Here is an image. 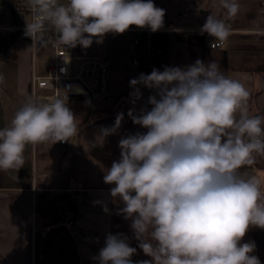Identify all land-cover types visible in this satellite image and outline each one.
<instances>
[{
  "label": "clouds",
  "instance_id": "9594fccd",
  "mask_svg": "<svg viewBox=\"0 0 264 264\" xmlns=\"http://www.w3.org/2000/svg\"><path fill=\"white\" fill-rule=\"evenodd\" d=\"M31 14L25 35L34 48H88L95 38L122 34L130 26L152 32L164 25L165 10L153 0H24ZM234 18L238 0H219ZM200 33L222 44L230 25L208 15ZM69 61V57L65 62ZM0 74V83L4 82ZM132 103L140 86L155 92L151 109H130L133 123L147 129L119 141L120 158L103 179L124 205L138 247L150 260L134 262L137 249L123 233L107 234L97 264H261L254 242L241 243L249 226L264 229V182L245 166L264 156V116L250 115V92L215 61L197 59L184 68L165 67L130 80ZM51 87V85H50ZM124 119L101 127L97 143ZM77 118L66 92L29 98L0 128V171L19 170L28 145L66 142L77 134Z\"/></svg>",
  "mask_w": 264,
  "mask_h": 264
},
{
  "label": "crops",
  "instance_id": "0c3cea01",
  "mask_svg": "<svg viewBox=\"0 0 264 264\" xmlns=\"http://www.w3.org/2000/svg\"><path fill=\"white\" fill-rule=\"evenodd\" d=\"M165 10L164 25L142 35L136 47L139 56L165 67L184 68L197 59L215 61L229 77L240 80L250 92V115L264 116V0H238L240 10L227 16L219 0H153ZM230 22L232 30L220 48L200 29L208 15ZM0 16V27L7 26ZM9 32L0 29V47ZM75 56L86 51L109 62V91L101 99L75 97L68 107L77 118V134L65 144L56 142L28 145L25 164L17 170L0 171V264H97L95 257L107 234L123 233L137 249L134 262L150 260L138 247L131 221L119 214L124 205L110 194L114 185L104 182L113 161L119 160V141L147 129L133 123L136 113L151 109L148 98L155 92L140 86L141 98L132 103L130 80L142 70L130 58L135 47L130 33L105 34L102 43L88 48H72ZM51 48L32 53L28 40H15L9 52L0 55V128L10 123L14 113L32 98V79L45 72ZM150 74V73H149ZM33 99V98H32ZM124 114L120 128L97 143L101 127L115 124ZM264 182V156L241 169ZM254 242L252 255L264 264V229L249 226L241 243Z\"/></svg>",
  "mask_w": 264,
  "mask_h": 264
},
{
  "label": "built area",
  "instance_id": "2783aa9c",
  "mask_svg": "<svg viewBox=\"0 0 264 264\" xmlns=\"http://www.w3.org/2000/svg\"><path fill=\"white\" fill-rule=\"evenodd\" d=\"M12 12V24L10 26L0 27L7 32L17 34V40H28L32 46V40L25 35L26 21H31V14L25 6L24 0H4ZM66 2V0H63ZM264 13V8H263ZM230 25L231 32L232 25ZM148 28H137L130 26L127 33L132 36V44L135 47L131 54V64L134 68L142 70L145 68L149 73L153 69L158 70L155 63L150 60H144L139 56L136 49L141 44L142 35L150 32ZM224 45L208 43L212 49L220 48ZM52 52L45 62V72L40 76H34L32 79V98L40 99L49 96L59 95L60 91L66 92L68 97V105L75 97L85 99H101L107 96L109 91V62L105 58H97L86 51L83 56L77 57L73 49H68L67 53L63 48L48 45ZM43 47V48H47ZM39 48L31 47L32 53ZM69 57V61L65 59ZM51 85V87H50ZM65 144L66 142H59Z\"/></svg>",
  "mask_w": 264,
  "mask_h": 264
},
{
  "label": "trees",
  "instance_id": "16d2710c",
  "mask_svg": "<svg viewBox=\"0 0 264 264\" xmlns=\"http://www.w3.org/2000/svg\"><path fill=\"white\" fill-rule=\"evenodd\" d=\"M16 36H17L16 33L9 32L5 42L0 47V55H5L6 53L9 52L10 48L13 46V44L16 40ZM142 73L145 75L149 74V72L145 68L142 69Z\"/></svg>",
  "mask_w": 264,
  "mask_h": 264
},
{
  "label": "rangeland",
  "instance_id": "374dc122",
  "mask_svg": "<svg viewBox=\"0 0 264 264\" xmlns=\"http://www.w3.org/2000/svg\"><path fill=\"white\" fill-rule=\"evenodd\" d=\"M0 16L3 18V23L7 26L12 24V12L8 4L4 0H0Z\"/></svg>",
  "mask_w": 264,
  "mask_h": 264
}]
</instances>
